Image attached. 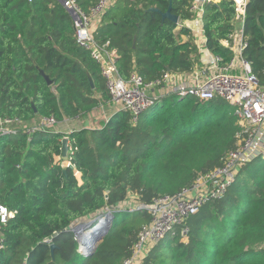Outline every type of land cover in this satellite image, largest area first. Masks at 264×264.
<instances>
[{
	"label": "trees",
	"instance_id": "trees-1",
	"mask_svg": "<svg viewBox=\"0 0 264 264\" xmlns=\"http://www.w3.org/2000/svg\"><path fill=\"white\" fill-rule=\"evenodd\" d=\"M97 1L76 0L85 12ZM169 2L179 21L194 18L192 0H117L103 15L93 38L116 50L122 79L136 73L153 81L167 69L189 73L200 62L187 27L147 12L165 13ZM234 17L229 0L206 5L202 16L206 49L224 61L232 52L221 41L230 40ZM243 34V57L263 85L264 0L248 1ZM108 104L99 65L77 46L72 19L56 0H0V118L26 127L42 118L61 124ZM233 110L221 99L172 96L137 123L120 111L99 129L0 138V204L16 211L3 228L0 264H123L150 215L117 208L131 200L150 205L222 166L238 143ZM106 209L115 211L110 227L85 256L72 226ZM140 264H264V159L244 165L222 198L175 226Z\"/></svg>",
	"mask_w": 264,
	"mask_h": 264
},
{
	"label": "built area",
	"instance_id": "built-area-1",
	"mask_svg": "<svg viewBox=\"0 0 264 264\" xmlns=\"http://www.w3.org/2000/svg\"><path fill=\"white\" fill-rule=\"evenodd\" d=\"M56 1L72 19L77 46L86 50L90 58L98 63L109 94V105L116 112L130 113L133 123H137L145 111L158 105L162 99L172 96L178 99L191 97L201 103L221 99L233 107V114L237 117L238 143L228 153L222 166L198 176L190 187L175 195L154 199L150 205L133 204L131 200L127 207L124 203L117 208V211L125 209L128 212L145 210L150 215V222L139 233L131 258L123 263L140 264L175 226L197 214L206 202L222 198L244 165L264 159V84H260L243 57L246 48L243 26L249 0H229L234 5V31L230 40L221 41V45L232 52L229 61L206 49L202 25L205 6L222 0H192L189 11L194 18L188 22L178 21L177 29L187 27L192 32L201 54L200 62L189 73L167 71L160 78L148 82L136 73L127 80L122 79L117 69L116 50L110 48L108 42L97 44L93 38L103 15L117 0H98L87 12L79 7L76 0ZM108 119L103 116L104 123ZM56 124L53 118H42L26 127L19 119L0 118V138L23 133L29 139L35 132L56 131ZM109 210L106 209L107 212ZM15 215L16 211L0 204V252L4 249L3 228ZM186 234L187 230L183 229L181 237L185 239ZM45 242L51 245L49 239Z\"/></svg>",
	"mask_w": 264,
	"mask_h": 264
},
{
	"label": "water",
	"instance_id": "water-1",
	"mask_svg": "<svg viewBox=\"0 0 264 264\" xmlns=\"http://www.w3.org/2000/svg\"><path fill=\"white\" fill-rule=\"evenodd\" d=\"M171 9H172V5H171V2H169V7H168V9H167V11H166L165 13H162V12H161L159 9H157V8H150V9L147 10V12L157 13V14H159V15L161 16L162 21H163V20H169V21H171L172 23L177 24L178 21H179V18L171 13ZM167 71H168V69H167ZM39 74L44 78V80H45V82H46L47 85H51V81L49 80V78H48L47 76L44 75V73H43L42 71H39ZM89 81H90V84H92V83H91V80H89ZM61 144H62V148H61V157H62V160H63V161H67V154H68V139H67V138H63V139L61 140ZM104 216L108 218L107 221H106V225L103 227V228H104V231H103V232L101 233V235L97 238V240L95 241V243H92L91 245H88V246H87L85 249H83V250L81 249L80 242H79V240H78V237H77L76 231H77V229L80 228V227L87 228V226H86V225H84V226H78V227H76L75 229L72 230V233L75 234V237H77V238H75V240L77 241V243H78V245H79V252H80L81 254H83V255H85V256H89L91 253H93V252L95 251V249H96V245H97V243H98V242L103 238V236L107 233V231H108V229H109V227H110V224H111V222H112V220H113V212L109 210ZM97 219H98V218H96L95 220H97ZM95 220H94V221H95ZM55 235H57V234H55ZM50 249H51V251L54 250V245H53V244L50 245Z\"/></svg>",
	"mask_w": 264,
	"mask_h": 264
},
{
	"label": "rangeland",
	"instance_id": "rangeland-1",
	"mask_svg": "<svg viewBox=\"0 0 264 264\" xmlns=\"http://www.w3.org/2000/svg\"><path fill=\"white\" fill-rule=\"evenodd\" d=\"M151 110L152 109H149V110H147V111H145L142 115L144 116V115H148L150 112H151ZM99 112V113H101L103 110H102V108H100V109H97V110H95L92 114H90L89 116H88V118L89 119H94L93 117H96L95 115L97 114V113H95V112ZM101 117V116H100ZM98 118L99 120L102 118ZM94 120H96V119H94ZM98 120V124H99V126L100 127H102L105 123H102V121H99ZM104 122V121H103ZM67 124H68V128H67ZM74 125L76 126V130H79L78 128L80 127V125H79V122L78 121H74V122H63V123H57L56 124V126L54 127V128H56V131H52L51 130V132H53V133H59V134H62V135H64V134H68L69 132H71L72 131V128L71 127H74ZM63 126V127H62ZM60 127H62V131L60 130ZM64 128H67V129H64ZM81 128V127H80ZM59 129V130H58ZM257 161H259V165H261V163H262V161H263V159H257ZM130 202H128V203H125V207H127L128 206V204H129ZM121 211H123L122 209H121ZM106 210H104V212H103V215H102V217H100L98 220H95L96 218H98V216L99 215H97V216H95L94 218H89V219H85V220H81L80 222H78L77 224H75L74 226H72V230L73 229H75L76 227H78V226H84V225H86L87 226V228L88 229H92L93 228V226H95V222H99L100 220H102V219H104V215L106 214ZM101 215V214H100ZM107 218V217H106ZM95 220V221H94ZM85 229V231H88V229ZM77 232V231H76ZM74 236H75V234H74ZM79 235L77 234V237H78ZM77 237H75V238H77ZM80 238H78V240H79ZM80 241V240H79ZM82 241V240H81Z\"/></svg>",
	"mask_w": 264,
	"mask_h": 264
},
{
	"label": "bare ground",
	"instance_id": "bare-ground-1",
	"mask_svg": "<svg viewBox=\"0 0 264 264\" xmlns=\"http://www.w3.org/2000/svg\"><path fill=\"white\" fill-rule=\"evenodd\" d=\"M108 218L104 216V219L100 220L99 222H95V226L93 228L88 229V231H85L86 228L80 227L77 229L76 234H78V238H80V246L81 249H85L88 245H91L92 243H95L97 238L101 235V233L104 231V226L106 225V221ZM82 240V241H81Z\"/></svg>",
	"mask_w": 264,
	"mask_h": 264
},
{
	"label": "crops",
	"instance_id": "crops-1",
	"mask_svg": "<svg viewBox=\"0 0 264 264\" xmlns=\"http://www.w3.org/2000/svg\"><path fill=\"white\" fill-rule=\"evenodd\" d=\"M185 39V38H184ZM102 112L99 113L98 111L95 112L97 113L95 116L96 117H93L94 119L96 120H92V119H89L88 116H85L83 117L82 119L80 120H76L79 122V125L80 127L78 128L79 130L80 129H94V128H101L98 124V118L100 117L101 119L99 121H102L103 122V116L106 117V118H110L113 114L116 113V111L114 110V108H112L109 104L105 107H102ZM69 122V121H68ZM74 122V121H73ZM63 127V126H62ZM62 127H60V130L62 129ZM67 128H68V124H67ZM67 128H64V129H67ZM72 128V131L73 129H76V126L74 125V127H71ZM59 130V129H58ZM62 131V130H61ZM77 178L79 179V175H77Z\"/></svg>",
	"mask_w": 264,
	"mask_h": 264
}]
</instances>
